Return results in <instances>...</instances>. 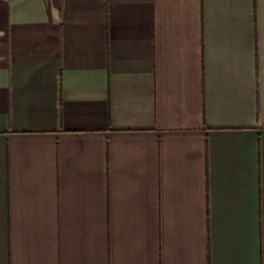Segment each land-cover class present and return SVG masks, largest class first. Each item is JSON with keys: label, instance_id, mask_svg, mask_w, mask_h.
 <instances>
[{"label": "crops", "instance_id": "crops-1", "mask_svg": "<svg viewBox=\"0 0 264 264\" xmlns=\"http://www.w3.org/2000/svg\"><path fill=\"white\" fill-rule=\"evenodd\" d=\"M0 264H264V0H0Z\"/></svg>", "mask_w": 264, "mask_h": 264}]
</instances>
